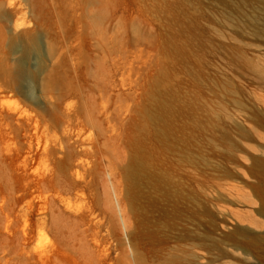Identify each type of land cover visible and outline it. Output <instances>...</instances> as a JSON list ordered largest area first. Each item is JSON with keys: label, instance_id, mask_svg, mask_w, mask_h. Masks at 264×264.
Segmentation results:
<instances>
[{"label": "rangeland", "instance_id": "obj_1", "mask_svg": "<svg viewBox=\"0 0 264 264\" xmlns=\"http://www.w3.org/2000/svg\"><path fill=\"white\" fill-rule=\"evenodd\" d=\"M19 64L34 73L21 85ZM160 70L182 125L186 108L208 125L210 169L184 186L189 226L226 246L217 263L264 264V220L248 216L264 164V0H0V118L20 125L4 141L0 127V264H129L120 170ZM65 149L91 169L79 197L63 192ZM248 238L249 260L224 245ZM55 249L56 262L33 260Z\"/></svg>", "mask_w": 264, "mask_h": 264}, {"label": "bare ground", "instance_id": "obj_2", "mask_svg": "<svg viewBox=\"0 0 264 264\" xmlns=\"http://www.w3.org/2000/svg\"><path fill=\"white\" fill-rule=\"evenodd\" d=\"M32 51H38L36 43L23 50V59L28 58ZM159 73L162 75L161 78L159 76L155 77L156 79L153 78L155 80L154 85L150 83L146 90V98L144 99H147V104L144 103L146 105L143 106L139 129L136 135L133 134L134 137L132 135L133 138L127 144L125 163L120 170L122 179L120 184L123 186L122 193L125 203V217L122 222L125 230L129 225L128 243L130 252L128 261L129 264H216L219 258L226 256L227 252L222 249L223 245L220 247L219 245H208L207 242V244L201 243L200 241H203L206 236L203 239L199 238L192 231L193 226L190 227L189 225L191 224V218L195 217L193 207L190 206L193 198L184 190V186L190 188L192 182L194 183L197 179L200 180L197 176L206 177L208 169H210L209 160L207 159L209 156L206 153L207 150H205L208 142L206 137L208 136V125H206L205 120H201L194 115L196 111L193 108L190 110L185 109L188 115L185 118L189 120L190 124L182 125V108L178 106L179 109L177 110L168 102L171 95L166 96L162 93L161 90L164 89V84H166L164 80L165 73L162 70ZM30 76H34V73L19 64L14 73L16 82L21 85ZM11 118L12 116L8 112H5L0 118V127L5 129L3 131L5 133L1 137L3 141L11 132L17 131L18 126H20L13 125ZM259 125L264 126L263 123H259ZM187 129L190 132H187ZM3 141L2 143H4ZM2 143L0 142L1 150L7 149V147H3ZM65 150L62 152L64 157L62 164L69 165L67 173H69L70 179L64 183L63 192L67 194L74 193L76 197H79V193L83 194L84 192L80 188L82 184L79 179L83 180L84 186H87L86 178L88 179L90 176L91 169L88 168L86 160L84 161L79 157V153L72 165L70 162L71 157L68 156L67 149ZM115 150L116 148L113 150V154ZM120 154L121 152L118 151L117 154L116 151L112 155L114 156L113 159L109 161L116 168L121 157ZM254 165L258 169L256 175L260 177L261 182L259 185L252 187V192H254L252 197L257 202H252L254 207L248 202L252 206L251 212L254 214L251 215L252 213L249 212L248 216L252 219V223L257 225L259 220L257 221L256 218L264 220V164L263 162H256ZM195 177L196 179H194ZM52 180L53 177L43 181L44 183L46 181L51 183ZM204 186L202 190H198L200 192L207 190V188L204 189ZM250 192L249 195L244 193L250 197ZM205 194H207V191ZM235 201L242 206L246 203V201L243 202L238 199ZM205 203L206 201H204V204H198L202 213H196V216L198 214L203 222L206 221V219L204 220V214H206ZM93 235H96L94 231ZM224 245L232 249L231 254L234 255L233 250L235 253L240 251L238 253H242L247 257L250 254L249 250L256 249L257 242L256 239L249 240L248 238L245 242L237 241ZM58 251L59 249L46 253L38 252L33 260H36V263L56 262ZM200 251H203L204 255L201 253L197 255V252ZM248 258L252 259L251 256Z\"/></svg>", "mask_w": 264, "mask_h": 264}]
</instances>
